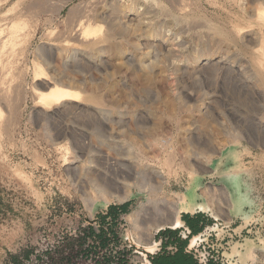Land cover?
I'll return each mask as SVG.
<instances>
[{
    "label": "rangeland",
    "instance_id": "obj_1",
    "mask_svg": "<svg viewBox=\"0 0 264 264\" xmlns=\"http://www.w3.org/2000/svg\"><path fill=\"white\" fill-rule=\"evenodd\" d=\"M81 1L92 0H71L68 6ZM187 1L198 24L183 35L142 40L139 49L116 57L75 56L79 62L70 65L66 78L81 95L93 87L102 94L100 104L82 96L60 103L41 100L35 93L47 90L35 89L31 74L25 76L18 116L10 121L12 128L0 126V264H13L14 255L19 264H38L64 236L78 237L86 225H99L97 213L122 204L95 197L100 173L115 159L134 174L127 179L128 212L119 215L114 229L123 244L143 253L139 264L146 255V264L152 261L147 251L152 257L176 255L177 246L157 236L165 230L189 237L187 249L205 259L213 253L219 264H264V58L260 67L254 62L264 23H248L255 17L248 14L264 8V0ZM209 20L230 38L213 37ZM165 22L164 31L176 27ZM207 56L214 65L202 63ZM146 77L152 81L145 83ZM166 154H172L169 167L162 163ZM197 157L206 160V168L199 169ZM136 172L145 174L147 190L137 187ZM153 185L156 197H184L190 207H178L175 223L155 227L148 246L136 242L127 215L147 201ZM218 188L229 197L228 214L217 204ZM197 212L211 222L191 235L181 215Z\"/></svg>",
    "mask_w": 264,
    "mask_h": 264
},
{
    "label": "bare ground",
    "instance_id": "obj_2",
    "mask_svg": "<svg viewBox=\"0 0 264 264\" xmlns=\"http://www.w3.org/2000/svg\"><path fill=\"white\" fill-rule=\"evenodd\" d=\"M69 1L71 0H0V122L2 120L0 126H4V130H8L10 121L11 123L15 122L18 116L19 104L25 97L24 95L22 98V85L27 74H31L32 87L35 89L47 90L46 92L37 90L35 93L37 96L41 97V100L44 99L47 102L58 101V103H60V101L68 98L78 99V97L82 96L81 99L84 101L100 104L103 101L102 94L100 95L95 92L93 87L91 90L81 95L79 90L77 91L74 89V84H71V82L74 81L70 82L69 78H66L68 76L65 75V72L69 69L70 65L71 67L73 65L77 66L76 64L79 62L75 59L77 54L85 53L89 57H93L108 53L116 57L125 52L139 49L142 40H169L173 36L178 37L179 35H183L185 30L189 31L198 24L197 22V24H195L194 18L197 16L190 8L187 0H92L81 1L80 3H74L68 6ZM65 7V13L63 15L62 11ZM255 9V12L253 11L254 13L248 14L251 17L255 16L254 18H250L251 20L248 23L250 24L252 21L264 23V8L259 6V8ZM203 20H201V23ZM163 22H165V24L168 22L170 25H176V27L174 26V28L164 31L161 27ZM208 24L209 28L214 31L212 34L216 35H213V37L230 38L231 35L229 33H224L225 31L223 30L222 32L213 25L214 23L210 24V20L209 23L207 21V25ZM180 25H183L182 27H184V29ZM201 25L203 26V24ZM177 27L181 28L178 29ZM209 28H206V33ZM239 32L240 28L237 33L239 34ZM210 34L209 31V37ZM240 34L239 41L241 40V36H244V32ZM204 36L205 34L203 37ZM36 37L39 38L40 43L34 44ZM260 40V45L257 41L259 45L257 49H260V51L256 52L254 50L256 58L254 59L255 61L253 60L259 67L262 58H264V37L259 39V41ZM205 42L207 43V40ZM225 42L227 43V40ZM204 52L208 53V48H205ZM208 55L210 56V54ZM251 55H253V53ZM209 56L204 58L205 62L202 63H207ZM199 57H201V55ZM56 58L58 59V63L55 62ZM197 60L198 58L194 59V61ZM69 61H72V63ZM211 61L213 62V60ZM215 61L217 62V60ZM214 63L215 62L209 64L212 66ZM209 64L207 63L208 66ZM43 65H46V68ZM143 81L148 83L152 80L146 77ZM94 84L96 85L97 83ZM95 85L94 89L97 90L98 86ZM112 100L113 102L115 101V99ZM113 104L115 105L116 103ZM3 108L6 109L5 113L2 111ZM203 115L205 114L201 116ZM203 124L204 123H202V125ZM152 134L150 136H152ZM186 140L188 139L186 138ZM170 155H167L163 159L162 163L166 165L165 167H169L171 164L172 154ZM197 159L199 165H196L199 166V169L207 167L204 158L197 157ZM193 167L195 169V166ZM132 171L133 169L121 160L115 159L113 162H107L106 166H104V170L100 173V179L95 183L99 186L97 188V190H99L98 194L96 193L95 197L97 198L100 196L105 202L117 200L121 203L126 200L130 194L131 184L127 182V179L130 177L133 178L132 175L134 173L131 174ZM154 173L159 179L162 178L160 170H154ZM134 176V178H136L137 187L142 191L147 190L148 181L146 182L145 174L143 172H136ZM159 185L160 183L156 186ZM156 186L154 187L153 185V188H149L150 193L147 201L142 202L139 207L132 210L127 215V219L132 225V231L135 235L136 242L148 246L150 244L149 240L152 230L162 224L175 223V215L178 207L184 208L185 205V201H183L184 197H181L178 201L171 200L167 197H156L155 191L158 190ZM214 189L216 188L212 186L208 187L209 191ZM217 190L220 192H217V204H221V213L224 212V214H228L231 207L229 197L223 188H218ZM88 205L90 209L92 202H89ZM94 228L97 231V225H94ZM116 244L111 243V247L105 249V254H107V256L110 257L114 254L117 248H122V246L127 247L121 241H119L118 245ZM142 255L143 253L138 249H133L129 254L128 264L133 261L134 263L142 262Z\"/></svg>",
    "mask_w": 264,
    "mask_h": 264
},
{
    "label": "trees",
    "instance_id": "obj_3",
    "mask_svg": "<svg viewBox=\"0 0 264 264\" xmlns=\"http://www.w3.org/2000/svg\"><path fill=\"white\" fill-rule=\"evenodd\" d=\"M129 205L130 203L127 201L122 204L107 206L104 213L101 211L96 215L99 220V225L95 223L97 231L94 225L93 227L92 225H86L82 228L84 230L82 235L80 234L78 237L64 236L51 249L45 250V258L40 257L38 264H128L129 254L135 249L134 247L122 246V248H117L110 257L105 254V249H109L111 243H117L116 245H118L121 241L114 228L117 226L119 215L128 212ZM106 217H109V221H105ZM181 220L184 222L185 227L189 229L191 235L200 232L205 222H211V219L204 218L203 214L199 212L195 214L183 213ZM177 233L175 230H165L158 233L157 236H167L170 241L166 244H175L177 250L176 255L173 254L172 256L158 254L152 258V264H198L189 253L185 252L189 237L182 239L177 236ZM25 256L28 258V252ZM11 259L13 264H19L16 255L12 256ZM148 259L149 257L146 255V263ZM209 263L219 264L217 260H209ZM132 264L139 263L132 262Z\"/></svg>",
    "mask_w": 264,
    "mask_h": 264
},
{
    "label": "flooded vegetation",
    "instance_id": "obj_4",
    "mask_svg": "<svg viewBox=\"0 0 264 264\" xmlns=\"http://www.w3.org/2000/svg\"><path fill=\"white\" fill-rule=\"evenodd\" d=\"M121 240V239H120ZM122 241V240H121ZM160 241H161V238H160ZM124 243V242H123ZM188 247V246H187ZM187 247L185 248V252H187V253H189L192 257H193V259L198 263V264H210L209 263V260H214V261H216L217 259H215L214 257H213V253H210V255L205 259V257L204 258H202V257H200V256H197L195 253H193V252H191V249L189 250V249H187ZM177 249V248H176ZM148 253H149V256H150V259L152 260V255H151V253L149 252V251H147ZM169 252H171V251H167V253H169ZM130 264H132V263H130ZM143 264H146V262H144ZM148 264H152V261H149V263Z\"/></svg>",
    "mask_w": 264,
    "mask_h": 264
},
{
    "label": "crops",
    "instance_id": "obj_5",
    "mask_svg": "<svg viewBox=\"0 0 264 264\" xmlns=\"http://www.w3.org/2000/svg\"><path fill=\"white\" fill-rule=\"evenodd\" d=\"M189 203H190V201H189L188 203H185L184 206H185L186 209L190 207ZM186 205H187V206H186ZM194 208H195V207H194ZM194 208H193V209H194ZM193 209H192V210H193ZM104 210H105V209H104ZM104 212H105V211H103V213H104ZM183 212H189V211H183Z\"/></svg>",
    "mask_w": 264,
    "mask_h": 264
},
{
    "label": "water",
    "instance_id": "obj_6",
    "mask_svg": "<svg viewBox=\"0 0 264 264\" xmlns=\"http://www.w3.org/2000/svg\"><path fill=\"white\" fill-rule=\"evenodd\" d=\"M123 202H125V201H123ZM123 202H122V203H123Z\"/></svg>",
    "mask_w": 264,
    "mask_h": 264
}]
</instances>
